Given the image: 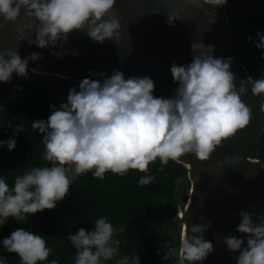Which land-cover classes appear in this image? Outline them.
<instances>
[{"label": "clouds", "instance_id": "clouds-1", "mask_svg": "<svg viewBox=\"0 0 264 264\" xmlns=\"http://www.w3.org/2000/svg\"><path fill=\"white\" fill-rule=\"evenodd\" d=\"M209 3L210 0H204ZM203 2V3H204ZM115 0H0V29L4 22L15 23L14 39L47 48L67 42L73 30H85L93 41L106 39L119 42L120 15L114 9ZM199 6L200 0H191ZM220 0L216 5H222ZM179 19L176 11L168 13L166 23ZM34 32V36L30 33ZM254 39H245L261 49L264 59V30L258 29ZM193 55L187 64H170V73L177 83L174 94H153L154 80L149 75L125 74L117 68L105 75L101 70L82 78L78 85L68 88L66 99L59 105L50 103L47 118L31 120V127L42 133L43 158L46 164L33 165L15 175L11 184L0 175V225L11 217L17 222L27 221L29 214L52 209L69 191V186L82 174L91 171L93 177L104 178L110 170L120 176L129 169L145 173L138 184L146 185L153 177L148 173L149 162L159 158L160 164L176 160L187 153L207 159L210 153L250 119L251 110L241 99L247 89L242 82L239 88L230 70L231 56H214V45L202 41L190 45ZM62 47L52 50L54 56L67 54ZM76 55V50L71 51ZM43 53L32 51L23 58L15 48L0 49V82L12 79V73L27 78L29 59L37 60ZM89 72H92L89 69ZM251 92L264 99V75L248 77ZM17 88L20 85L16 86ZM264 108V103L261 105ZM12 135L0 139V147L12 150L20 131H26L22 121L11 124ZM240 159L238 154L227 155L224 162ZM219 163V162H218ZM235 234L221 239L230 251H237L235 264H264V214L241 208ZM260 216L259 220L254 217ZM200 222L182 231L178 247L164 241L161 259L175 257V264H202L211 253L213 243L204 233L212 224L203 215ZM116 228L105 215H98L89 228L78 227L67 234L75 248L72 264H140L138 253L120 251L121 239ZM246 241V243H245ZM7 252H14L20 264H38L45 261L51 247L40 232L17 227L0 239ZM0 264L7 259L0 255ZM47 264H59L51 259Z\"/></svg>", "mask_w": 264, "mask_h": 264}, {"label": "water", "instance_id": "water-1", "mask_svg": "<svg viewBox=\"0 0 264 264\" xmlns=\"http://www.w3.org/2000/svg\"><path fill=\"white\" fill-rule=\"evenodd\" d=\"M203 2L200 0L198 6L191 0H115L113 7L121 17L119 42L110 38L103 43L93 41L82 29L70 32L62 45L58 43L47 48L29 45L27 37L17 45L15 23L8 21L0 29V49L15 48L22 58L32 51L43 53L37 60L29 59V69L38 68L36 73L74 82L85 76L99 79L95 72L102 70L108 75L113 68L120 69L125 77L149 75L154 80L153 94L156 96L174 94L177 83L172 79L170 64L190 62L192 42L211 43L214 56H231L230 70L235 74L236 87L243 82L247 89L241 99L250 107L249 122L217 146L209 158L202 160L194 153H187L175 160L187 171L177 186L179 207L175 221L181 224V232H187V226L200 222L199 216L211 219L212 224L204 237L212 241L214 250L202 264H235L238 250H228L218 238L246 235L235 229L241 208L264 214V160L257 157L264 137V108L261 107L264 99L251 92L248 77L253 78L239 57L228 8L237 9L242 21L246 12L264 17V0L249 6H241L234 0H225L222 5H216L220 0ZM171 11L178 12L179 19L169 25L166 18ZM30 35L34 36V32ZM61 47L68 50L67 54L54 56L52 50ZM73 49L76 55L71 54ZM22 82L23 77L13 72L11 81L4 83L0 90V112L9 116L3 104L15 98L16 86ZM233 154H238L240 159L225 163L224 157L231 158ZM259 218V215L254 217Z\"/></svg>", "mask_w": 264, "mask_h": 264}, {"label": "trees", "instance_id": "trees-1", "mask_svg": "<svg viewBox=\"0 0 264 264\" xmlns=\"http://www.w3.org/2000/svg\"><path fill=\"white\" fill-rule=\"evenodd\" d=\"M234 1L241 6H249L259 0ZM228 15L239 57L255 79L262 75L264 68V59L260 56L262 50L245 37L252 34L254 39H258L255 33L258 29L264 30V17L246 12L242 21L239 11L233 7L228 8ZM4 83L0 82V90ZM72 85H78V82L70 81L69 87ZM66 95L67 92L59 95L51 89L22 82L15 98L3 104L9 116L0 112V139L12 135L13 129L9 122L17 124L22 121L26 129L17 135L14 149L0 147V175L9 184L15 175L31 166L48 163L43 158L42 133L31 127V120L46 119L51 111L49 104L58 106L66 99ZM257 157L264 160V137ZM91 171L80 174L54 208L29 214L26 222H17L9 217L5 224L0 225V239L17 227L30 228L40 232L51 247L46 260L38 264H47L51 259H57L59 264H72L76 250L67 239V234L78 227L89 228L98 215H105L116 228H124L123 232L116 233L117 238L121 239L122 253L137 252L140 264H175V257L162 260L161 255L164 241L171 240L177 247L179 245L182 227L175 221L179 207L176 193L178 183L186 176L185 166L173 159L161 165L157 158L149 162L147 174L153 179L146 185L138 184V177L145 173L137 169H129L124 176L108 170L103 179L93 177ZM166 225L170 227L172 236L164 240L160 228ZM0 255L7 259V264H20L17 254L5 251L2 244ZM106 264L112 262L107 261Z\"/></svg>", "mask_w": 264, "mask_h": 264}, {"label": "rangeland", "instance_id": "rangeland-1", "mask_svg": "<svg viewBox=\"0 0 264 264\" xmlns=\"http://www.w3.org/2000/svg\"><path fill=\"white\" fill-rule=\"evenodd\" d=\"M23 82H26L29 85H34L38 88L51 89L59 95H64L67 92L70 83L69 80L60 76L40 74L31 71H29L27 78L23 77ZM160 229L164 235V240L172 236L171 229L168 225L161 227Z\"/></svg>", "mask_w": 264, "mask_h": 264}]
</instances>
